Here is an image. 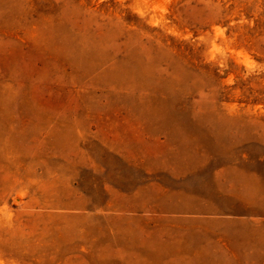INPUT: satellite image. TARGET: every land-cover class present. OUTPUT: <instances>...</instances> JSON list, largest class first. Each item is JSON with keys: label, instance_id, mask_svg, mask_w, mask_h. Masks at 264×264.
Wrapping results in <instances>:
<instances>
[{"label": "rangeland", "instance_id": "rangeland-1", "mask_svg": "<svg viewBox=\"0 0 264 264\" xmlns=\"http://www.w3.org/2000/svg\"><path fill=\"white\" fill-rule=\"evenodd\" d=\"M0 264H264V0H0Z\"/></svg>", "mask_w": 264, "mask_h": 264}]
</instances>
